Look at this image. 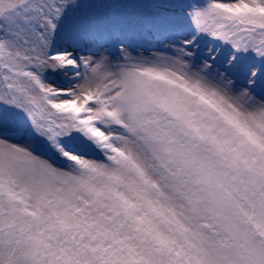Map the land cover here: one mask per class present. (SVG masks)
Returning a JSON list of instances; mask_svg holds the SVG:
<instances>
[{
	"label": "snow or ice",
	"instance_id": "obj_1",
	"mask_svg": "<svg viewBox=\"0 0 264 264\" xmlns=\"http://www.w3.org/2000/svg\"><path fill=\"white\" fill-rule=\"evenodd\" d=\"M0 264H264V0H0Z\"/></svg>",
	"mask_w": 264,
	"mask_h": 264
}]
</instances>
